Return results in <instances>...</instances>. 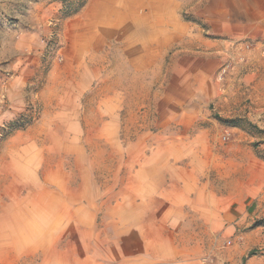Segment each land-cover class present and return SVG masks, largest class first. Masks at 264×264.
Returning a JSON list of instances; mask_svg holds the SVG:
<instances>
[{
    "label": "rangeland",
    "instance_id": "374dc122",
    "mask_svg": "<svg viewBox=\"0 0 264 264\" xmlns=\"http://www.w3.org/2000/svg\"><path fill=\"white\" fill-rule=\"evenodd\" d=\"M85 1L0 0V239L19 252L11 264H127L155 217L153 164L181 157L208 161L201 183L228 212L205 261L264 264V44L201 24L224 0H179L180 41L159 49L134 32L128 47L109 41L100 67L73 68L65 15ZM206 45L226 52L208 72L174 61L192 64ZM12 227L35 236L16 245Z\"/></svg>",
    "mask_w": 264,
    "mask_h": 264
},
{
    "label": "crops",
    "instance_id": "0c3cea01",
    "mask_svg": "<svg viewBox=\"0 0 264 264\" xmlns=\"http://www.w3.org/2000/svg\"><path fill=\"white\" fill-rule=\"evenodd\" d=\"M158 1L161 0H87L85 6L65 24L66 59L69 66L93 68L97 62L105 60L102 55L109 41L115 39L128 47L134 44V32L137 33L139 43L149 46L157 43L159 49L171 42L180 41L184 28L180 19L171 14L179 8V0H162L160 11L154 13ZM171 3L172 8L169 6ZM224 4V12L221 11L216 19L201 18V24H205L213 35L224 36L223 39L247 38L264 44V0H224ZM144 8L148 13L141 14L139 10ZM208 10L211 8L205 12ZM197 21L194 20L195 23ZM158 38L162 39L154 40ZM211 47L206 45L201 51L194 52L192 58H188L192 64L187 62V58L184 62L183 59H175V55L173 60L184 68L208 72L225 59V56L220 55H226L221 48ZM165 52L163 49L156 54L164 55ZM149 54L153 55L154 52ZM250 63L254 64L253 60ZM96 66L100 67L98 63ZM212 100H200L204 103L200 108L197 107L201 109V115L205 112V101L211 103ZM225 100L218 96L213 101L222 103ZM180 161L177 164L169 160L164 163L161 172L156 169V163L153 164V174L156 171L158 177H161L159 180L163 182L161 186L149 183L145 188V195L156 198L149 200L146 206V212H153L155 217L151 220L152 224L148 220L145 226L139 227L143 248L131 254L127 264H210L205 261L208 254L205 244L212 240L211 236L218 229L225 226L228 212L220 208L216 198H212L214 195L207 184L201 183V173L205 168L200 165L207 166L208 161L201 158L199 163L193 159L186 160L185 157H181ZM159 196L162 198L157 200ZM221 212L225 213L224 216ZM13 233L16 235V245L21 243L24 236L31 238L27 233L35 236L33 229L22 231L19 227ZM18 258L17 249H11L8 239L1 238L0 264H11V261H17Z\"/></svg>",
    "mask_w": 264,
    "mask_h": 264
},
{
    "label": "built area",
    "instance_id": "2783aa9c",
    "mask_svg": "<svg viewBox=\"0 0 264 264\" xmlns=\"http://www.w3.org/2000/svg\"><path fill=\"white\" fill-rule=\"evenodd\" d=\"M263 54H264V53H263ZM227 71H228V67H227V66H223V67L220 69L219 73H218V79H219V80H223L224 77H225V75L227 74ZM1 86H2V78H0V88H1Z\"/></svg>",
    "mask_w": 264,
    "mask_h": 264
},
{
    "label": "trees",
    "instance_id": "16d2710c",
    "mask_svg": "<svg viewBox=\"0 0 264 264\" xmlns=\"http://www.w3.org/2000/svg\"><path fill=\"white\" fill-rule=\"evenodd\" d=\"M86 2L87 1L83 2L77 10H75L73 12H70V13H67V15H65V17H68L69 18V17H72V16L76 15L85 6ZM235 126L239 127L240 124H235ZM250 255L253 256L255 254L254 253H250Z\"/></svg>",
    "mask_w": 264,
    "mask_h": 264
}]
</instances>
